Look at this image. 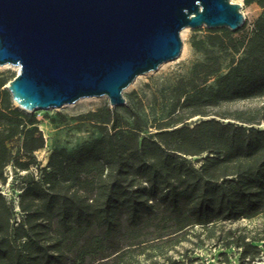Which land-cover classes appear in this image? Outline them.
Masks as SVG:
<instances>
[{"label": "trees", "instance_id": "1", "mask_svg": "<svg viewBox=\"0 0 264 264\" xmlns=\"http://www.w3.org/2000/svg\"><path fill=\"white\" fill-rule=\"evenodd\" d=\"M253 2L262 11L249 30L191 36L202 57L173 81L164 118L106 102L76 116L99 136L52 148L43 165L38 119L12 104L0 78V264H192L198 256L179 250L190 241L220 246L225 263L260 258L264 0H244ZM221 52L232 55L226 68ZM255 97L263 102L253 111L211 110Z\"/></svg>", "mask_w": 264, "mask_h": 264}, {"label": "water", "instance_id": "2", "mask_svg": "<svg viewBox=\"0 0 264 264\" xmlns=\"http://www.w3.org/2000/svg\"><path fill=\"white\" fill-rule=\"evenodd\" d=\"M231 0H0V65L23 110L104 95L111 107L138 75L178 56L185 27L240 28Z\"/></svg>", "mask_w": 264, "mask_h": 264}, {"label": "rangeland", "instance_id": "3", "mask_svg": "<svg viewBox=\"0 0 264 264\" xmlns=\"http://www.w3.org/2000/svg\"><path fill=\"white\" fill-rule=\"evenodd\" d=\"M231 2L240 4V11L245 17L243 22L244 27L236 34L249 30L253 20L261 13L262 8L255 2L250 4H245L244 0H231ZM206 28L204 25L196 28L185 27L180 32L182 43L178 56L172 60L163 62L156 70L138 75L123 89L122 94L125 97V103L113 107L118 112L126 115L123 106L130 102L137 107L142 116L149 120V122L164 118L167 115L168 106L172 98L171 88L173 81L180 75H186L190 64L202 57L201 53L196 52L191 47V36L193 34L200 35L205 33ZM235 56H238V54ZM230 57H232L231 53L221 52L224 68H226ZM3 65H0V78L5 79L6 83L2 87H6L8 81L17 74L18 69L11 65ZM212 80L213 78H210L209 81ZM106 102H108V99L104 95L90 96L79 98L72 103L64 104L60 107L38 108L27 111L33 113L38 119L36 123L37 128L45 139L44 147L35 152L39 163L43 165L46 162L49 151L54 147H64L67 150H73L81 143L99 136V131L94 125L88 121L77 120L76 116L89 110H95ZM262 102L263 98L261 97L222 102L211 110L218 112H233L234 110L253 111ZM12 104L17 106L13 101ZM260 125L264 126V120ZM0 130H5L1 124ZM6 171L9 173V169H6ZM262 220L261 218H256L250 225L261 224ZM246 222V220L242 219L229 225L244 224ZM192 242H184L179 246V250H183V247L188 248V254L198 256L199 259L192 264H238L236 254L232 255L228 263L223 262L219 255V252L223 249L220 246L213 245L211 241H206L202 245H196ZM228 252L233 251L229 249ZM252 264H264V249L260 258Z\"/></svg>", "mask_w": 264, "mask_h": 264}, {"label": "bare ground", "instance_id": "4", "mask_svg": "<svg viewBox=\"0 0 264 264\" xmlns=\"http://www.w3.org/2000/svg\"><path fill=\"white\" fill-rule=\"evenodd\" d=\"M183 29H184V28H183ZM183 29H182V30H183ZM182 30H181V31H182ZM10 65H11L12 67L14 66L15 68L18 69V66H16V65H12V64H9V63L4 64L3 66H10Z\"/></svg>", "mask_w": 264, "mask_h": 264}]
</instances>
